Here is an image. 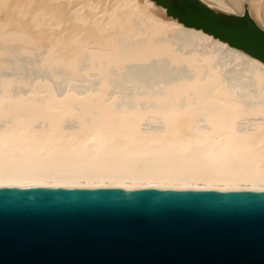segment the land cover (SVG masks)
I'll return each instance as SVG.
<instances>
[{"label":"bare ground","instance_id":"1","mask_svg":"<svg viewBox=\"0 0 264 264\" xmlns=\"http://www.w3.org/2000/svg\"><path fill=\"white\" fill-rule=\"evenodd\" d=\"M198 1L264 30V0ZM12 48L65 80H0V187L264 191V61L163 0H0Z\"/></svg>","mask_w":264,"mask_h":264},{"label":"water","instance_id":"2","mask_svg":"<svg viewBox=\"0 0 264 264\" xmlns=\"http://www.w3.org/2000/svg\"><path fill=\"white\" fill-rule=\"evenodd\" d=\"M264 61V30L163 0ZM0 264H264V191L0 187Z\"/></svg>","mask_w":264,"mask_h":264},{"label":"rangeland","instance_id":"3","mask_svg":"<svg viewBox=\"0 0 264 264\" xmlns=\"http://www.w3.org/2000/svg\"><path fill=\"white\" fill-rule=\"evenodd\" d=\"M212 11L213 10L211 9ZM218 11V9H217ZM197 48H201V46H196ZM0 80L2 78L12 79L15 83L14 85L23 86L24 83L35 80V79H46L55 87H61L64 84L65 76L57 72L58 75L52 74L50 71L46 70L45 68L41 67L37 63V55L36 52L34 53H23L18 51L16 48H12L11 54L8 56L7 54H3L0 56ZM181 65L174 71H160L152 78L147 79L144 78L146 83L155 82L158 80L164 79H171L176 77L181 73L186 74L188 73L186 68ZM235 74H231L230 72L226 73V78L231 80ZM42 77V78H41ZM235 77H237L235 75ZM94 78V79H93ZM91 81L95 82V77L90 79ZM95 80V81H94ZM118 83H124L122 80H118ZM76 84L78 86L84 85L85 83L79 79Z\"/></svg>","mask_w":264,"mask_h":264}]
</instances>
